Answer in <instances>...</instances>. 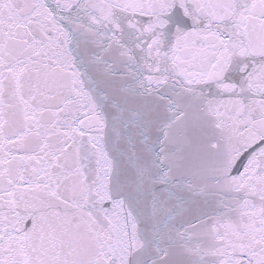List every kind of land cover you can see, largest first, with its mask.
<instances>
[{
  "label": "snow or ice",
  "instance_id": "1",
  "mask_svg": "<svg viewBox=\"0 0 264 264\" xmlns=\"http://www.w3.org/2000/svg\"><path fill=\"white\" fill-rule=\"evenodd\" d=\"M0 264H264V0H0Z\"/></svg>",
  "mask_w": 264,
  "mask_h": 264
}]
</instances>
